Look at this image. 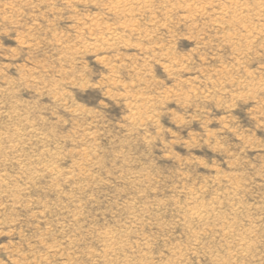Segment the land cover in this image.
I'll list each match as a JSON object with an SVG mask.
<instances>
[{"label":"rangeland","instance_id":"374dc122","mask_svg":"<svg viewBox=\"0 0 264 264\" xmlns=\"http://www.w3.org/2000/svg\"><path fill=\"white\" fill-rule=\"evenodd\" d=\"M118 1L0 0V264H264V0Z\"/></svg>","mask_w":264,"mask_h":264},{"label":"bare ground","instance_id":"6f19581e","mask_svg":"<svg viewBox=\"0 0 264 264\" xmlns=\"http://www.w3.org/2000/svg\"><path fill=\"white\" fill-rule=\"evenodd\" d=\"M127 1H129V0H127ZM261 2V1H260ZM131 3V2H130ZM143 3H145V2H143ZM116 4H126L125 6L127 7L129 4H128V2H125L124 0L121 2V0H119ZM264 6V5H263ZM115 10V9H114ZM259 10V9H258ZM124 11V10H123ZM127 12V11H126ZM131 12V11H130ZM258 12V11H257ZM259 14V13H258ZM257 15V14H256ZM259 16V15H258ZM113 33V32H112ZM117 39H119V38H117ZM96 42V41H95ZM54 172V171H53Z\"/></svg>","mask_w":264,"mask_h":264}]
</instances>
